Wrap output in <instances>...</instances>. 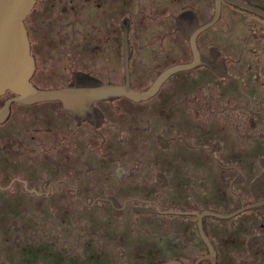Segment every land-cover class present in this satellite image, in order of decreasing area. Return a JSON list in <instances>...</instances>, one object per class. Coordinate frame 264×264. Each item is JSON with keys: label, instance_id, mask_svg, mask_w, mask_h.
I'll list each match as a JSON object with an SVG mask.
<instances>
[{"label": "flooded vegetation", "instance_id": "obj_1", "mask_svg": "<svg viewBox=\"0 0 264 264\" xmlns=\"http://www.w3.org/2000/svg\"><path fill=\"white\" fill-rule=\"evenodd\" d=\"M23 22L37 88L154 92L81 116L0 96V264H264V0H35Z\"/></svg>", "mask_w": 264, "mask_h": 264}, {"label": "water", "instance_id": "obj_2", "mask_svg": "<svg viewBox=\"0 0 264 264\" xmlns=\"http://www.w3.org/2000/svg\"><path fill=\"white\" fill-rule=\"evenodd\" d=\"M35 0H0V96L10 90L17 96L11 101L31 104L45 100H59L66 111L81 116L94 100L124 95L139 101L148 98L154 90L133 91L128 83L120 86L94 83L88 88L70 85L66 89H40L30 82L34 61L29 53V43L24 19ZM233 3V2H232ZM195 63H187L166 70L164 77L177 69H189ZM197 64V63H196ZM69 95V98L67 97ZM10 109V100L0 107V123L4 122Z\"/></svg>", "mask_w": 264, "mask_h": 264}]
</instances>
